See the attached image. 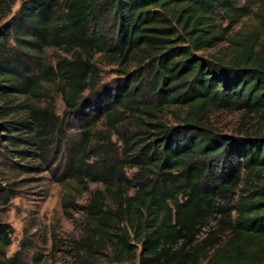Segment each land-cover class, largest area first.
Segmentation results:
<instances>
[{
	"label": "trees",
	"instance_id": "16d2710c",
	"mask_svg": "<svg viewBox=\"0 0 264 264\" xmlns=\"http://www.w3.org/2000/svg\"><path fill=\"white\" fill-rule=\"evenodd\" d=\"M258 1V25L242 35L231 32L247 16L238 0H0L3 18L19 4L0 26V158L51 148L62 121L34 102L59 80L64 115L80 133L65 172L80 189L100 186L73 264H200L187 250L211 220L219 236L203 240L205 264H264ZM48 49L63 57L46 62ZM101 67H113V88L80 118ZM221 109L243 112L251 132L209 125ZM11 233L0 224V264H20L6 255Z\"/></svg>",
	"mask_w": 264,
	"mask_h": 264
},
{
	"label": "rangeland",
	"instance_id": "374dc122",
	"mask_svg": "<svg viewBox=\"0 0 264 264\" xmlns=\"http://www.w3.org/2000/svg\"><path fill=\"white\" fill-rule=\"evenodd\" d=\"M238 3L239 8L246 10L247 16L234 25L231 32L240 31L242 35H248L258 25L253 12L260 8V3L258 0H238ZM18 7L19 4L15 5L6 18L0 16V26L11 22ZM228 24L231 25L228 21L224 23L225 26ZM219 48L199 55L216 53ZM61 57L63 54L54 49L43 53L44 60L52 64ZM29 65L32 67L31 63ZM112 70L113 67H101V83L95 94L87 97L86 104L91 107L78 117L88 119L85 114L100 106L101 101L95 102L94 97L113 88L116 75ZM60 88L59 80L45 83L41 99L34 102L40 107L49 105L53 114L62 121L51 148L48 151H29L22 158L16 154L0 158V224L9 226L12 232L6 255L17 259L20 264H73L76 246L85 236L88 225L85 209L91 192L100 187L89 185L87 191L80 189L65 172L66 157L75 148L80 133L75 123L64 115L66 106ZM207 118L209 125L225 135L241 136L252 129L250 125L244 129L247 120L241 111L214 110L208 113ZM127 173L131 174V171ZM215 228L216 222L211 220L195 247L187 250L189 253L197 250L196 261L200 264H205L204 258L210 254L202 247L209 231L213 230L219 236Z\"/></svg>",
	"mask_w": 264,
	"mask_h": 264
}]
</instances>
